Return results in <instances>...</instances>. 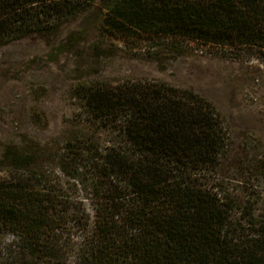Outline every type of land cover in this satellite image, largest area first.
Segmentation results:
<instances>
[{"label": "trees", "instance_id": "16d2710c", "mask_svg": "<svg viewBox=\"0 0 264 264\" xmlns=\"http://www.w3.org/2000/svg\"><path fill=\"white\" fill-rule=\"evenodd\" d=\"M94 4L0 0V47ZM97 9L101 33L125 44L264 61V0H100ZM80 87L92 140L75 132L57 147L3 148L0 264H264V199L250 191L241 201L225 186L230 133L211 102L155 80Z\"/></svg>", "mask_w": 264, "mask_h": 264}, {"label": "rangeland", "instance_id": "374dc122", "mask_svg": "<svg viewBox=\"0 0 264 264\" xmlns=\"http://www.w3.org/2000/svg\"><path fill=\"white\" fill-rule=\"evenodd\" d=\"M99 3L95 0L48 34L0 47V157L10 143L57 147L75 132L92 140L81 85L162 81L213 104L230 133L221 173L225 186L241 201L250 191L264 199V61L219 47L188 44L156 51L125 44L101 33ZM49 168L57 170L53 162ZM75 196L90 210L80 191ZM258 207L264 208V200Z\"/></svg>", "mask_w": 264, "mask_h": 264}]
</instances>
